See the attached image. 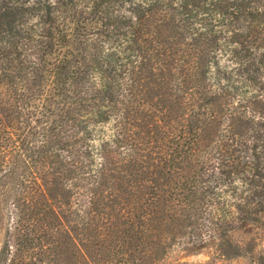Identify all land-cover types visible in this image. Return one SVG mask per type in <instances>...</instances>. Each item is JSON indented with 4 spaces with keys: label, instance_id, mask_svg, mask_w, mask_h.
Instances as JSON below:
<instances>
[{
    "label": "trees",
    "instance_id": "trees-1",
    "mask_svg": "<svg viewBox=\"0 0 264 264\" xmlns=\"http://www.w3.org/2000/svg\"><path fill=\"white\" fill-rule=\"evenodd\" d=\"M200 254L264 264V0H0V264Z\"/></svg>",
    "mask_w": 264,
    "mask_h": 264
},
{
    "label": "rangeland",
    "instance_id": "rangeland-1",
    "mask_svg": "<svg viewBox=\"0 0 264 264\" xmlns=\"http://www.w3.org/2000/svg\"><path fill=\"white\" fill-rule=\"evenodd\" d=\"M182 262H185L186 264H253L250 259L247 258H240L233 261H214L209 254H200L196 256L183 257Z\"/></svg>",
    "mask_w": 264,
    "mask_h": 264
}]
</instances>
